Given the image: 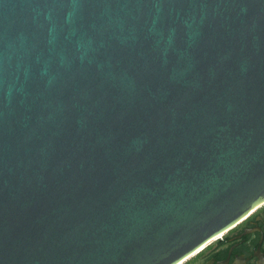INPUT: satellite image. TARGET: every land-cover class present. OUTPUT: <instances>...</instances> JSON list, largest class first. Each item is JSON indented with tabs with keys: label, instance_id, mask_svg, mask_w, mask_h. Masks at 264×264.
<instances>
[{
	"label": "water",
	"instance_id": "water-1",
	"mask_svg": "<svg viewBox=\"0 0 264 264\" xmlns=\"http://www.w3.org/2000/svg\"><path fill=\"white\" fill-rule=\"evenodd\" d=\"M262 205L264 0H0V264H182ZM248 223L205 264H264Z\"/></svg>",
	"mask_w": 264,
	"mask_h": 264
},
{
	"label": "flooded vegetation",
	"instance_id": "flooded-vegetation-1",
	"mask_svg": "<svg viewBox=\"0 0 264 264\" xmlns=\"http://www.w3.org/2000/svg\"><path fill=\"white\" fill-rule=\"evenodd\" d=\"M256 216L261 223H264V205L254 210L244 220H242L237 225L227 230L219 237H217L216 239L209 242L206 246H204L194 257H192L196 259L192 264H205L210 259L212 261L224 260L228 248L234 244H237L242 239V237L240 236L236 238L233 237L241 234L242 228L253 226V224L248 222H253ZM263 247H264V233L261 237L258 250L262 252Z\"/></svg>",
	"mask_w": 264,
	"mask_h": 264
},
{
	"label": "trees",
	"instance_id": "trees-1",
	"mask_svg": "<svg viewBox=\"0 0 264 264\" xmlns=\"http://www.w3.org/2000/svg\"><path fill=\"white\" fill-rule=\"evenodd\" d=\"M195 260H196L195 258H192L187 264H192Z\"/></svg>",
	"mask_w": 264,
	"mask_h": 264
},
{
	"label": "rangeland",
	"instance_id": "rangeland-1",
	"mask_svg": "<svg viewBox=\"0 0 264 264\" xmlns=\"http://www.w3.org/2000/svg\"><path fill=\"white\" fill-rule=\"evenodd\" d=\"M193 257H194V256H193ZM191 259H192V257L189 258L188 260H186L185 262H183L182 264H187Z\"/></svg>",
	"mask_w": 264,
	"mask_h": 264
}]
</instances>
